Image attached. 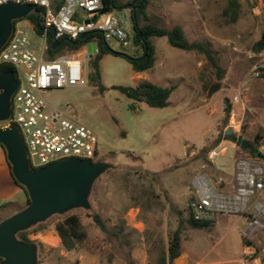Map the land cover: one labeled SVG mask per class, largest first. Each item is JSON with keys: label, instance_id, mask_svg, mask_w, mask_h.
Masks as SVG:
<instances>
[{"label": "rangeland", "instance_id": "obj_1", "mask_svg": "<svg viewBox=\"0 0 264 264\" xmlns=\"http://www.w3.org/2000/svg\"><path fill=\"white\" fill-rule=\"evenodd\" d=\"M229 1L149 0L147 7L149 21L165 27L179 24L189 41L208 44L224 68L222 79L205 55L174 47L165 36H153V68L138 72L125 56L103 53L99 78L90 58L85 62V86H67L46 94L52 105H71V116L98 134L96 161H108L115 167L95 182L91 209L57 214L28 229V237L38 243L39 264H163L177 229L181 254L165 264H244L249 258L247 249L261 253L264 215L263 228L253 235L248 223L257 213L256 203H264V194L252 196L244 214L219 213L202 228L188 220L197 175L207 173L216 190L232 193L236 157L251 158L228 137L227 130L250 141L260 136L264 152V49H254L264 30V0H238L235 17L225 11ZM74 11L87 16L79 7ZM113 12L129 16L131 38L128 46L115 38L108 45L134 56L139 46L133 40L131 7ZM32 39L36 47L40 38L34 33ZM68 51L81 54L82 48L64 52ZM143 81L173 87L166 107H152L113 88ZM217 82L220 88L212 91ZM214 149L218 155L212 158ZM18 192L19 202L26 203L24 191L19 188ZM19 208L9 204L5 212L10 215ZM95 213L106 229L93 220ZM69 214L80 217L86 232V238L73 249L62 245L55 230V224Z\"/></svg>", "mask_w": 264, "mask_h": 264}, {"label": "built area", "instance_id": "obj_2", "mask_svg": "<svg viewBox=\"0 0 264 264\" xmlns=\"http://www.w3.org/2000/svg\"><path fill=\"white\" fill-rule=\"evenodd\" d=\"M7 1L0 0V4ZM13 1L34 3L35 13L41 15L45 27L44 32L38 34L30 20L22 19L0 48V65L12 66L18 80L12 97L11 117L0 122V127L12 122L18 124L33 167L71 157L96 161L98 134L71 116L69 103L52 105L46 94L53 89L87 84L85 62L99 53L97 39L84 44L81 54L68 51L49 57L47 31L53 28L54 40L63 36L77 40L84 34L97 32L107 42L115 38L123 46H128L131 38L127 27L129 16L103 12L104 0ZM38 6L41 7L39 12ZM74 7L84 10L87 16L76 13ZM94 17L96 19L92 20ZM34 33L40 38L36 47L32 39ZM217 155L215 149L210 152L212 158ZM235 167L236 184L232 193L216 190L207 173L195 177V192L190 204L194 219L210 220L219 213L244 214L250 209L249 199L264 193V159L257 161L238 156ZM254 209L257 213L248 223V231L252 235L263 228L264 203H256ZM260 264H264V260Z\"/></svg>", "mask_w": 264, "mask_h": 264}, {"label": "water", "instance_id": "obj_3", "mask_svg": "<svg viewBox=\"0 0 264 264\" xmlns=\"http://www.w3.org/2000/svg\"><path fill=\"white\" fill-rule=\"evenodd\" d=\"M35 11L34 3L8 0L0 4V48L10 38L14 20L26 18ZM85 36L82 35V38ZM58 45L59 41L53 40L52 47ZM108 50L129 60L138 59L110 47ZM17 86L18 80L13 70L0 75V122L11 117L12 97ZM226 133L231 134L232 131L229 129ZM0 144L5 150L13 177L24 187L29 197L26 206L0 221V264H39L38 243L22 239L18 233L57 214H65L77 208L91 209L90 195L95 182L115 165L103 160L71 157L35 168L31 165L20 128L15 122L0 127ZM242 146L248 148L250 145L243 139Z\"/></svg>", "mask_w": 264, "mask_h": 264}, {"label": "trees", "instance_id": "obj_4", "mask_svg": "<svg viewBox=\"0 0 264 264\" xmlns=\"http://www.w3.org/2000/svg\"><path fill=\"white\" fill-rule=\"evenodd\" d=\"M149 4V0H132L127 3H119L118 0H104V6L102 11L103 12H111L114 9L123 6L131 7V17L133 20L135 35L133 40L139 46L137 49V53L134 54L135 57L138 59L129 60L133 66V69L138 72H142L145 70H149L154 67L155 60H156V48L151 41V37L153 36H165L168 39V42L177 48L187 51H196L200 54L206 56L210 64L217 70L219 79H222L224 76V68L219 64L216 55L214 54L212 48L203 42L200 41H189L186 36L185 32L181 25L175 24L172 27H165L160 26L154 22L149 21L150 17L147 13V7ZM239 2L238 0H230L228 6L226 8V13L231 12L234 17L236 16L238 9H239ZM38 12L41 10V7L38 6ZM39 17V20H37ZM32 23L35 31L38 34L44 32V23L43 18L39 13H32L26 18ZM22 19L14 20V26L16 23ZM145 21L142 23V21ZM141 33L138 36V33ZM97 39V44L99 47V53L96 54L92 59L93 69L97 77H100L99 72V61L102 58L103 53L110 52L108 50V42L105 41L100 33L97 32H90L84 38H79L77 40H71L66 36L60 37L58 39L59 45L55 48L52 47L53 40H54V32L53 28H50L47 31V41L49 44V57H55L57 53H63L65 50H78L84 44L91 41L92 39ZM255 50H262L264 49V30L261 34L259 40H257L254 44ZM145 52V53H144ZM118 54V53H114ZM121 55V54H119ZM13 70L14 68L9 65H0V75H2L5 71ZM263 72L261 76L264 77V68L262 69ZM17 77V76H16ZM221 86L220 82H217L213 85L212 91H216ZM113 88L120 90L121 92L125 93L132 99L138 101H144L148 105L152 107L163 108L168 105V99L170 94L173 90V87L161 86L151 81H143L138 83L136 86H122V85H114ZM226 111L228 114L230 113V108L227 107ZM229 138L232 141L236 142L240 145L250 156L251 158L254 157L256 159H261L264 156V152L260 149L261 143L259 142L260 136L256 137L253 141L247 140L249 143V147L245 148L242 146V140L244 139L241 136H236L235 134H229ZM37 168V167H35ZM23 189L24 187L20 185ZM25 194L27 196V202L29 201L28 193L24 189ZM93 220L96 224L102 228L106 229V225L104 220L101 216L97 213L92 215ZM189 223L196 228L206 227L211 224L212 219L210 220H196L192 216L191 210L189 215ZM55 230L61 238L62 245L66 249H73L76 248L77 243L83 241L86 238V232L82 228L81 219L76 214H69L66 215L61 221L55 224ZM28 230L22 231L18 233V236L22 239L27 241H31L28 237ZM181 254V235L180 230L177 229L172 238L169 241V247L167 251V257H162V263L165 264L166 260L173 262L175 258L180 256Z\"/></svg>", "mask_w": 264, "mask_h": 264}, {"label": "crops", "instance_id": "obj_5", "mask_svg": "<svg viewBox=\"0 0 264 264\" xmlns=\"http://www.w3.org/2000/svg\"><path fill=\"white\" fill-rule=\"evenodd\" d=\"M4 156H5V159H4ZM19 188L24 191V189L20 186V184L16 182L15 178L13 177L10 164L6 157L5 150L3 146L0 144V221L3 218L9 216V214L5 212L9 204L10 205L13 204L17 206L18 208L19 207L23 208V205L27 204V199H26V203L21 200L19 202V199H18ZM250 250L251 249H247L246 253H247V256H249V258L251 259V261L247 257L243 260V263L244 264H260L262 260H264V248L261 250V253L258 255L253 254V251H250Z\"/></svg>", "mask_w": 264, "mask_h": 264}]
</instances>
